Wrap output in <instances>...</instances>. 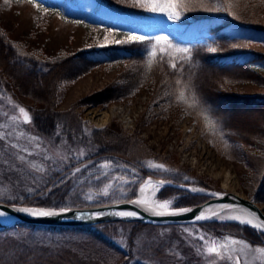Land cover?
I'll list each match as a JSON object with an SVG mask.
<instances>
[{
  "label": "trees",
  "instance_id": "obj_1",
  "mask_svg": "<svg viewBox=\"0 0 264 264\" xmlns=\"http://www.w3.org/2000/svg\"><path fill=\"white\" fill-rule=\"evenodd\" d=\"M32 1L59 9L63 17L87 26H109L122 13L129 14L121 16V20L138 25L149 22L139 13L125 11L123 0ZM205 1L216 6L214 0ZM263 1L234 0L243 6L246 3L244 7L250 20L247 23L215 12L164 26L166 41H125L101 49H83L77 54L46 56L39 50H27L11 40L0 27V96L17 99V94L21 93L41 103V108H29L31 124L41 136L59 132L68 140L96 146L93 154L78 163L50 169L34 190L32 199L14 203L61 208L67 204L89 206L128 200L133 198L146 176H157L147 166L152 157L134 136H122L121 146H110L106 140L118 135L89 126L74 105L65 112L53 111L63 87L99 64L121 67V81L86 101L105 104L111 99L132 97L142 86L150 87L152 97L180 107L193 118L202 136L221 156L242 162L253 171L256 186L249 196L261 201L264 196V118L257 132L242 134L229 117L228 109L236 104L223 105L222 102L236 101L237 105L251 104L254 108L264 105V92L247 96L226 92L228 84H253L264 88V76L258 71L264 69V53L251 48L253 44L264 46ZM226 3L220 0L216 11H221ZM75 59L80 60L82 66L62 71ZM211 73L218 76L222 93L208 94L201 84V76ZM33 75L42 84L37 87L38 91H32L25 82L26 77ZM45 78H54L55 82L49 94L43 96ZM117 88L122 89L121 94L114 93ZM112 92L114 96L109 97ZM254 164L257 167L254 168ZM110 172L119 177L102 193L103 185L94 182ZM170 177L176 181L185 178L180 173ZM88 190L96 192L92 203L82 197ZM192 196L188 205L205 200L200 195ZM194 225L207 236L236 237L252 245L264 244V235L246 225L217 221ZM168 226L138 221L72 228L35 225L1 228L0 224V264H160L158 258L167 254L166 244L155 237L152 228Z\"/></svg>",
  "mask_w": 264,
  "mask_h": 264
},
{
  "label": "rangeland",
  "instance_id": "obj_2",
  "mask_svg": "<svg viewBox=\"0 0 264 264\" xmlns=\"http://www.w3.org/2000/svg\"><path fill=\"white\" fill-rule=\"evenodd\" d=\"M123 1L122 8L125 11L139 13L149 22L138 25L124 21L120 17L129 13H122L109 26L96 24L87 26L82 25L78 20L63 17L59 9H52L32 0H0V27L11 40L23 45L27 50H39L46 56H54L60 53L77 54L83 49H101L120 42L137 40L132 39L133 37L153 39L159 43L157 38L164 37V26L186 20L188 17H200L215 12L229 16L233 21L241 23L250 21L249 13L245 11L246 3H243L244 7L234 3V0H226L227 3L221 11H216L217 7H220V0L213 2L217 7L205 0L193 2L155 0L156 3L172 5L164 11L157 12L139 7L135 0ZM34 5H38V8ZM262 5L264 7V1ZM251 48L264 53L263 45L253 44ZM72 62L63 67L62 71L76 70L82 66L80 60L75 59ZM121 71L122 68L116 65L99 64L93 67L63 87L57 107H54L53 111L65 112L74 105L82 120L89 126L105 129L109 135H118L114 136L113 140H106L110 146H119L122 136H134L140 146L145 147L142 149L152 157L147 164L151 172L157 171V168L152 166L154 162H162L166 165V171L156 172L157 176H154L156 178L167 180V177L180 173L185 178L179 181L174 178L172 182L220 192L221 181L213 178L212 174L218 169L219 171L227 169L234 177L236 184L234 193L252 198L249 192L256 186L253 171L242 162L221 156L202 136L193 118L180 107L166 104L157 96L152 97L150 87L142 86L132 97L111 99L105 104L86 101L90 97L102 94L115 82L121 81ZM258 71L264 76V69ZM15 73L19 74L20 71ZM217 79L218 76L212 73L201 76V84L208 94L222 93V86H219ZM25 82L32 91L40 84L36 75L26 77ZM54 82V78H45L43 82L45 92L40 94L43 96L45 93L49 94ZM226 87L228 95L247 96L264 92L262 86L253 84H228ZM121 91V88H117L114 93L121 94ZM114 93H110L109 97L114 96ZM17 95V99L0 96V201L13 204L32 199L34 190L40 182H43L45 174L50 169L76 164L96 151L95 145L68 140L59 132L48 137L38 134L31 123L25 124L21 120L19 108H24L31 116L29 108L32 106L41 108V103L21 93ZM227 103L236 104L228 109L229 117L242 134L250 135L259 130L260 121L264 118V105L254 108L251 104L237 105L236 101L222 102L223 105ZM109 105L129 108L133 118L132 124L125 126L121 120L114 117L98 126L88 117L89 111L104 109ZM188 129L192 132L187 131ZM118 177L115 172H110L94 183L103 185L101 189L103 193L108 191ZM165 190L163 189L160 194H166L165 196L168 197L156 198L161 202L170 201L172 210L191 206L188 203L192 200V193L182 189ZM95 193L88 190L82 194V197L92 203ZM257 202L264 207V196ZM68 207L72 206L67 204L61 208ZM152 232L156 238L166 244L167 254L158 258L160 264H264V254H262L264 244L252 245L236 237L207 236L194 224L155 227L152 228ZM232 241L239 243H231ZM210 242L225 247L219 249L218 253H208L206 249L212 246ZM245 244L247 247H243Z\"/></svg>",
  "mask_w": 264,
  "mask_h": 264
},
{
  "label": "water",
  "instance_id": "obj_3",
  "mask_svg": "<svg viewBox=\"0 0 264 264\" xmlns=\"http://www.w3.org/2000/svg\"><path fill=\"white\" fill-rule=\"evenodd\" d=\"M22 120L24 121L23 116ZM159 182H161L163 186H172L194 192L198 195H203L207 197V200L197 205L186 207L187 209H190V211L177 215H157L155 213L147 212L135 202L134 198L93 206L68 207V211L66 212H61V209L36 207V209H44L57 213L47 217L31 216L28 213L20 211V209L23 208L20 205L0 201V213H4V215H0V217L2 216L11 219V221L5 223L2 228L15 225L69 228L92 226L108 222L130 221H141L152 224H192L216 220V216L223 211L238 210L241 208L248 210L250 213L258 217L261 223H264V207L260 203L255 202L252 198L244 197L234 192L225 191L223 188H221L222 192L217 195V192L210 190L196 191L190 189L193 186L189 185L173 184L163 180H159ZM214 206L219 208L212 209ZM122 212H131L136 215L121 216L119 213ZM197 216H202L204 218L198 220L196 219ZM221 221L239 222L234 220Z\"/></svg>",
  "mask_w": 264,
  "mask_h": 264
},
{
  "label": "bare ground",
  "instance_id": "obj_4",
  "mask_svg": "<svg viewBox=\"0 0 264 264\" xmlns=\"http://www.w3.org/2000/svg\"><path fill=\"white\" fill-rule=\"evenodd\" d=\"M88 117L92 121H94L95 124H97L98 126L107 123L108 121H110L114 117L121 120L125 126L131 125L132 120H133V118L130 115V109L126 108L124 106H121V105H118V106L109 105L108 107H106L104 109L91 110L88 112ZM187 131H191V130L188 129ZM206 167H207V165H206ZM210 170H212V169H210ZM212 175H213V178L219 179L221 181V186L225 191H232V192L236 191V188H235L236 184L234 181V177L232 176V174H230L229 170L220 169V171H219V169H218V171L213 172ZM162 186H163V184L161 182H159V180H157L156 178H154V177L147 178L138 187L137 194L135 196V201H145V203H137V204L140 205V207H142L147 212L154 213L153 211L150 210V206L155 204V203H162L156 199V194L159 191V189H161ZM190 189H193L196 191L206 190V188L199 187V186H193ZM218 194L219 193H217V195ZM22 207L23 208H35L36 209V207H32V206H22ZM218 208L219 207L214 206L212 209H218ZM232 217H240L243 220H250V221H252L253 224L256 225L255 227H257L259 229V231L264 232V229H261V227H260L261 222L258 219V217H256L254 214L250 213L248 210L243 209V208L238 209V210L223 211L216 216V219L238 221L236 219H232ZM0 219H1L2 224L8 223L11 221L10 218L2 217V216L0 217ZM248 225H252V224H248Z\"/></svg>",
  "mask_w": 264,
  "mask_h": 264
},
{
  "label": "snow or ice",
  "instance_id": "obj_5",
  "mask_svg": "<svg viewBox=\"0 0 264 264\" xmlns=\"http://www.w3.org/2000/svg\"><path fill=\"white\" fill-rule=\"evenodd\" d=\"M135 2L137 3V5L139 7L145 8L148 11H152V12H157V11H164L166 8L172 7V5H168V4H161V3H156L155 0H135ZM34 7L38 8V5H34ZM41 10L42 9H38ZM132 39H137V40H142L143 37H133ZM160 40H165L166 38L164 37H159L157 38V42H159ZM187 51V50H185ZM214 51V49H213ZM19 113L23 116L24 122L25 123H30L31 122V116L29 115V112L27 110H25L24 108H19ZM155 168H163V165L160 164H155L152 165ZM136 203H145V201H135ZM171 202H162V203H155L153 205L150 206V210L153 211L155 214L157 215H162V214H170V215H177V214H181V213H185L190 211V209L187 208H181V209H176V210H172L170 208ZM20 211L24 212V213H28L31 216L34 217H47V216H52L57 214L54 211H49V210H44V209H35V208H22L20 209ZM68 211L67 208L61 209V212H66ZM121 216H134L136 215L135 213H131V212H122L119 213ZM0 215H4V213H0ZM204 217L202 216H197L196 219H203ZM232 219H236L238 220L240 223L242 224H252L253 227H255L256 225L252 223V221L250 220H243L240 217H232ZM261 229H264V223L260 224ZM212 246L207 247V252L208 253H218L219 249L224 248L225 245H219L217 246L215 244V242H210ZM231 243H239L238 241H232ZM243 247H247V245H243ZM264 254V253H262Z\"/></svg>",
  "mask_w": 264,
  "mask_h": 264
},
{
  "label": "flooded vegetation",
  "instance_id": "obj_6",
  "mask_svg": "<svg viewBox=\"0 0 264 264\" xmlns=\"http://www.w3.org/2000/svg\"><path fill=\"white\" fill-rule=\"evenodd\" d=\"M163 165H164L163 168H157V169H156L157 171L154 170L155 173L158 172V171H159V172L166 171L167 167H166L165 164H163ZM156 174H157V173H156ZM165 195H166V194H165ZM165 195H160V197H168V196H165Z\"/></svg>",
  "mask_w": 264,
  "mask_h": 264
}]
</instances>
